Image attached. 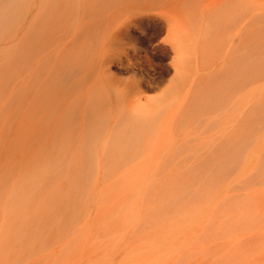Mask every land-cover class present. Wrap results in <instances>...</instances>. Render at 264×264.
Returning <instances> with one entry per match:
<instances>
[{
  "label": "rangeland",
  "instance_id": "1",
  "mask_svg": "<svg viewBox=\"0 0 264 264\" xmlns=\"http://www.w3.org/2000/svg\"><path fill=\"white\" fill-rule=\"evenodd\" d=\"M193 3L173 19L167 0H121L143 14L142 26L132 23L123 35L162 81L144 96L169 107L156 111L171 122L149 142L153 132L145 140L142 129L129 141H108L102 124L88 128L83 106L56 120V39L79 21L81 0H0V243L9 264H264V0H249L248 136L227 152L190 141L199 137L188 124L208 117L207 90L223 85L229 37L207 0ZM82 39L74 49L80 94ZM178 44L193 61L176 60ZM195 56L205 96L187 117L171 118L192 85ZM111 72L119 85L141 77L126 62Z\"/></svg>",
  "mask_w": 264,
  "mask_h": 264
},
{
  "label": "bare ground",
  "instance_id": "2",
  "mask_svg": "<svg viewBox=\"0 0 264 264\" xmlns=\"http://www.w3.org/2000/svg\"><path fill=\"white\" fill-rule=\"evenodd\" d=\"M207 1L208 5L204 7L205 10L212 12L215 17L220 15L223 23L222 29L225 35L229 36L226 37L227 41L223 44L224 50L221 53L224 78L220 80L223 85L219 89L216 88L217 85H213L207 90L206 95L210 99L206 112L208 117L204 119L196 117L188 126H192L193 135L199 137L191 139V143L195 142L198 146L208 144L216 151L225 150L227 152L243 145L248 136L249 58L246 41L251 8L249 0ZM193 2L194 0H167L165 8L171 10L174 19L175 16L182 15L184 12L181 10L188 8V5L192 9L196 8L197 4ZM121 8H123L121 0H81L79 21L78 19L72 21L75 27H69V31L64 33L66 36L56 39V95L57 97L59 95V100L56 97V101L59 102L58 109L56 108V120H68V117L78 111L77 108L81 110L80 107L83 106L84 120H87L88 126H90L88 128L93 131L96 126L102 124L105 130L104 134L109 137L108 141L115 136L120 139L121 135L127 136L129 141L130 137L139 135V131L142 129L145 133V140L149 139V134L153 132L150 142L155 138L154 134L160 136L164 131L166 121L171 122L168 119L170 115L167 118L163 116V113L156 112L161 110L165 98L161 100L144 96L146 90L152 89L153 85H157L158 88L162 81L158 73L153 68L151 70L153 66H150L151 62L146 58L141 59L139 54L141 51L132 47L130 39L123 35L132 23L142 26L143 14L134 12L137 11V7H127L123 8L124 10ZM145 8L142 9L145 10ZM59 10L63 11V9L58 8L56 11L58 16L61 14ZM123 11L127 14L122 15ZM100 14H103L102 19H99ZM86 21L87 23H85ZM80 22L85 24L80 26L78 24ZM102 23L104 24V28L101 30L102 36H97ZM153 24L155 25L156 22ZM168 25V29L171 30L172 24L168 22ZM61 35L63 33L56 30V36ZM83 36H88L86 51L88 59L87 65H85L87 87L80 94L76 90V79L81 82L78 79V71L82 66V62H80L82 58L74 52V49L83 40ZM71 45L72 49H70ZM172 49L179 63H186L188 59L193 61V58L186 56L187 53L185 54V49L181 44ZM200 58L202 59V56L194 57V62L197 65L194 66V72L191 73L192 85L190 84L189 88L182 92V101L175 107V110H172L171 118L177 117L180 112L183 116L186 114L187 117L189 114L187 108L189 109L191 105L198 108V102H201L203 95L205 96V93L202 92L203 89L197 86L199 85L197 81L202 77L198 73L204 69L202 65H198ZM124 62L137 68L141 77L138 79L135 75L124 85H119L111 72V67L114 64L122 65ZM213 76L215 78L217 74ZM214 82L217 83L216 80ZM203 85L205 82L202 83V88L207 87ZM199 91L202 93L200 92V94ZM178 93L180 92L178 91ZM176 98L178 99V97ZM168 108L166 107V109ZM77 117L73 118L74 121L79 120ZM177 122L178 120L175 123L177 124ZM204 136H207V142L199 143L198 139H203ZM9 253L7 246L0 243V264H9Z\"/></svg>",
  "mask_w": 264,
  "mask_h": 264
}]
</instances>
